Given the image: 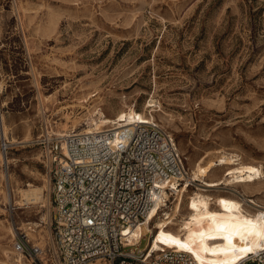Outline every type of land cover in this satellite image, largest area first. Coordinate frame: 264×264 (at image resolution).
I'll return each mask as SVG.
<instances>
[{"label":"rangeland","instance_id":"374dc122","mask_svg":"<svg viewBox=\"0 0 264 264\" xmlns=\"http://www.w3.org/2000/svg\"><path fill=\"white\" fill-rule=\"evenodd\" d=\"M148 104L188 177L224 154L264 171V0H0V264L18 258L19 229L40 241L50 233L48 166L36 144L46 129L76 121L79 133L96 108L113 118ZM29 185L43 189L40 204L22 203ZM256 189L264 208V176ZM233 190L206 194L239 199L224 193Z\"/></svg>","mask_w":264,"mask_h":264},{"label":"built area","instance_id":"2783aa9c","mask_svg":"<svg viewBox=\"0 0 264 264\" xmlns=\"http://www.w3.org/2000/svg\"><path fill=\"white\" fill-rule=\"evenodd\" d=\"M121 123L100 134H58L51 128L37 139L45 149L53 221L42 241L18 230L13 248L23 259L31 264H200L177 248L161 245L153 251L155 221L167 218L170 195L193 183L175 138L154 119ZM154 209L159 215L153 232L131 245L127 232L145 223ZM237 264H264V250Z\"/></svg>","mask_w":264,"mask_h":264},{"label":"bare ground","instance_id":"6f19581e","mask_svg":"<svg viewBox=\"0 0 264 264\" xmlns=\"http://www.w3.org/2000/svg\"><path fill=\"white\" fill-rule=\"evenodd\" d=\"M84 102H87V99L81 103ZM150 108H155V105L148 104L144 113L138 112L135 106H124L113 118H109L102 109L96 108L89 115L86 129L79 133L100 134L109 125L132 123L136 117L144 121L155 119L154 114L157 111L149 110ZM78 127L81 126L76 121H67L59 134H69L72 130L78 132ZM237 157L224 154L217 161L211 160L205 164V159L199 161L193 168L189 181L200 185L196 194L188 198L186 214L180 216L190 184L182 185L173 196L170 195L169 200L173 206L164 211L167 218L159 216L156 220V228L159 230L154 238L153 251H158L162 248L161 245H165L194 255L200 264H237L241 259L264 250V208L252 199L253 193L258 191L256 186L263 178L264 171L262 167L238 163ZM229 165L235 167L229 168L226 176L218 179L212 176L215 169ZM223 186L225 190L235 189L233 192L224 193L239 195V199L222 197L215 200L206 194L219 192ZM42 195V188L29 185L28 189L23 191L22 203L38 205ZM246 205L255 206L259 211L249 212L245 208ZM158 212L154 209L145 223L127 232L131 245H139L145 235L153 232L151 224L155 216L159 215ZM169 225L171 228H168ZM173 226L180 228L176 232L172 229ZM15 253L18 258L13 264H22L23 257ZM12 255L13 253L2 250V256L7 262L12 260Z\"/></svg>","mask_w":264,"mask_h":264}]
</instances>
